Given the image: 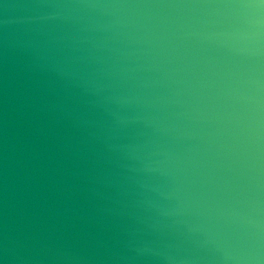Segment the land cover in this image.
Wrapping results in <instances>:
<instances>
[{
	"label": "water",
	"instance_id": "obj_1",
	"mask_svg": "<svg viewBox=\"0 0 264 264\" xmlns=\"http://www.w3.org/2000/svg\"><path fill=\"white\" fill-rule=\"evenodd\" d=\"M194 2L0 0V264H172L201 218L145 185L232 202L238 106L176 28ZM51 3L126 7L41 20Z\"/></svg>",
	"mask_w": 264,
	"mask_h": 264
},
{
	"label": "clouds",
	"instance_id": "obj_2",
	"mask_svg": "<svg viewBox=\"0 0 264 264\" xmlns=\"http://www.w3.org/2000/svg\"><path fill=\"white\" fill-rule=\"evenodd\" d=\"M40 19L81 15L89 9L123 5L51 3L39 6ZM176 24L190 52L212 50L211 64L221 92L236 107L232 113L235 150L242 182L232 189L223 210L193 182L161 181L145 185V199L175 201L178 217L201 218L202 238L186 235L167 259L172 264H264V0H197L179 5ZM203 58L190 56V63ZM192 233V230L189 229Z\"/></svg>",
	"mask_w": 264,
	"mask_h": 264
}]
</instances>
